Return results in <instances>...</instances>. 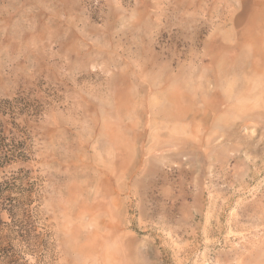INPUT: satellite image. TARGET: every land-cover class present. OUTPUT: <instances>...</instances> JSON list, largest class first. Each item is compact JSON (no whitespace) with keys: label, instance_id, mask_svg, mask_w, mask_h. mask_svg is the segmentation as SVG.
Listing matches in <instances>:
<instances>
[{"label":"rangeland","instance_id":"rangeland-1","mask_svg":"<svg viewBox=\"0 0 264 264\" xmlns=\"http://www.w3.org/2000/svg\"><path fill=\"white\" fill-rule=\"evenodd\" d=\"M11 201L0 264H264V0H0Z\"/></svg>","mask_w":264,"mask_h":264},{"label":"trees","instance_id":"trees-1","mask_svg":"<svg viewBox=\"0 0 264 264\" xmlns=\"http://www.w3.org/2000/svg\"><path fill=\"white\" fill-rule=\"evenodd\" d=\"M8 198V197H7ZM13 201V200H12ZM10 202V208H7V206H4L3 204H1L2 206H0V216L3 210H8L10 212H13L15 205L13 204V202Z\"/></svg>","mask_w":264,"mask_h":264},{"label":"bare ground","instance_id":"bare-ground-1","mask_svg":"<svg viewBox=\"0 0 264 264\" xmlns=\"http://www.w3.org/2000/svg\"><path fill=\"white\" fill-rule=\"evenodd\" d=\"M204 231H205V230H204ZM197 238H198V237H197ZM212 243H213V242H212ZM191 251H192V250H191ZM188 252H189V251H188ZM182 254H183V253H182ZM182 254H181V255H182ZM237 255H238V254H237Z\"/></svg>","mask_w":264,"mask_h":264}]
</instances>
